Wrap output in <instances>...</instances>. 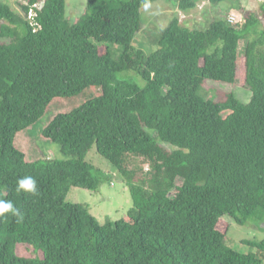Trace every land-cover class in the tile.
Returning <instances> with one entry per match:
<instances>
[{
	"label": "trees",
	"instance_id": "obj_1",
	"mask_svg": "<svg viewBox=\"0 0 264 264\" xmlns=\"http://www.w3.org/2000/svg\"><path fill=\"white\" fill-rule=\"evenodd\" d=\"M67 1L21 0L18 11L0 0V199L20 213L0 216V264H264V239L244 240L256 251L241 253L225 243L230 224L221 226L225 216L264 221L259 16L245 10L244 22L230 14L205 28L179 16L154 23L157 48L147 54L135 39L157 0H87L78 23ZM201 1L225 0L175 4L189 13ZM40 2L35 24L27 15ZM241 58L249 101L200 93L206 80L237 84ZM34 131L70 158L29 150ZM94 146L130 187L133 207L115 222L67 201L71 187H101L86 160ZM130 156L150 167L129 168ZM29 176L37 191H17Z\"/></svg>",
	"mask_w": 264,
	"mask_h": 264
},
{
	"label": "rangeland",
	"instance_id": "obj_2",
	"mask_svg": "<svg viewBox=\"0 0 264 264\" xmlns=\"http://www.w3.org/2000/svg\"><path fill=\"white\" fill-rule=\"evenodd\" d=\"M10 4L15 10H20L19 2L21 0H1ZM177 0H157L142 10L143 13V30L137 35L135 39V46L139 49H144L146 53H150L157 48V31L152 27L156 24L159 27L166 26L172 18L179 16L182 23L190 27L205 28L209 21L214 18L224 17L231 13L245 14L246 11H252L262 21L259 27L264 29V15L261 10V5L264 0H225L218 5H213L208 1L199 2L198 6L189 13H185L175 4ZM244 8V10L241 9ZM87 8V0H68L67 1V17L71 23L80 22L82 16L85 14ZM243 15V14H242ZM113 50L119 48L118 45H112ZM118 51V50H117ZM245 51L244 41L240 44V55ZM242 59V58H241ZM245 58L239 61L238 64V83L234 85L221 84L216 81L206 80L203 84L200 93L205 97L211 99H220L225 92H232L241 100L247 102L251 98V91L244 87L245 80ZM130 74H127L129 76ZM123 76V74H121ZM140 84L144 81L137 75ZM218 89L223 91L218 92ZM225 91V92H224ZM40 123V122H39ZM37 124V129L40 124ZM20 133L17 135L15 143L19 146ZM32 142L29 144V150L36 147L39 149L40 155L56 158L58 160H68L70 157L61 153L59 145L56 143H45L41 139H37V132L31 134ZM172 148L170 144H165ZM37 149V150H38ZM87 162L95 166L102 172V184L98 191H92L81 187H71L67 196L68 202L83 203L89 206L90 211L102 223L115 222L118 219L126 216L128 211L133 207V198L130 192V187L125 176L119 169L113 165L108 159L98 153L96 146L91 148L86 156ZM129 168L140 167L141 169H148L150 165L142 157L130 156ZM221 226L230 224L226 234L225 243L241 252L252 253L256 248L244 243V240H261L264 239V227L258 228L256 218L249 220L248 224L242 225L234 221L231 217L225 216ZM224 222V223H223Z\"/></svg>",
	"mask_w": 264,
	"mask_h": 264
},
{
	"label": "clouds",
	"instance_id": "obj_3",
	"mask_svg": "<svg viewBox=\"0 0 264 264\" xmlns=\"http://www.w3.org/2000/svg\"><path fill=\"white\" fill-rule=\"evenodd\" d=\"M25 191L35 193L37 191L36 180L32 177H24L18 181L17 191ZM11 212L15 216H19V209L15 208L9 200L0 199V216L4 213Z\"/></svg>",
	"mask_w": 264,
	"mask_h": 264
},
{
	"label": "built area",
	"instance_id": "obj_4",
	"mask_svg": "<svg viewBox=\"0 0 264 264\" xmlns=\"http://www.w3.org/2000/svg\"><path fill=\"white\" fill-rule=\"evenodd\" d=\"M42 5V3H36L33 5V7H31L27 18L31 20L32 23L37 24V22H35V17L37 16V12H36V8H40ZM229 19L233 22V23H237V22H244L245 18L243 15H238L237 13H231Z\"/></svg>",
	"mask_w": 264,
	"mask_h": 264
},
{
	"label": "crops",
	"instance_id": "obj_5",
	"mask_svg": "<svg viewBox=\"0 0 264 264\" xmlns=\"http://www.w3.org/2000/svg\"><path fill=\"white\" fill-rule=\"evenodd\" d=\"M260 227H264V221H262L261 223H258V228Z\"/></svg>",
	"mask_w": 264,
	"mask_h": 264
}]
</instances>
